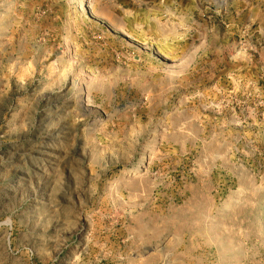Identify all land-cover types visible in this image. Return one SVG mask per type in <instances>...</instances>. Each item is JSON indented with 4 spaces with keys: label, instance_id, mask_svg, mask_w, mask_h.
<instances>
[{
    "label": "rangeland",
    "instance_id": "374dc122",
    "mask_svg": "<svg viewBox=\"0 0 264 264\" xmlns=\"http://www.w3.org/2000/svg\"><path fill=\"white\" fill-rule=\"evenodd\" d=\"M0 264H264V0H0Z\"/></svg>",
    "mask_w": 264,
    "mask_h": 264
}]
</instances>
